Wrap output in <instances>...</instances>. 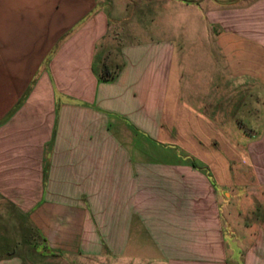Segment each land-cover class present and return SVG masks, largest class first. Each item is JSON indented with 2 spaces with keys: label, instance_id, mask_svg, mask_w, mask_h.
Returning a JSON list of instances; mask_svg holds the SVG:
<instances>
[{
  "label": "crops",
  "instance_id": "obj_1",
  "mask_svg": "<svg viewBox=\"0 0 264 264\" xmlns=\"http://www.w3.org/2000/svg\"><path fill=\"white\" fill-rule=\"evenodd\" d=\"M160 3L0 0V264H264V219L223 196L229 170L264 185V0L138 24Z\"/></svg>",
  "mask_w": 264,
  "mask_h": 264
},
{
  "label": "rangeland",
  "instance_id": "obj_2",
  "mask_svg": "<svg viewBox=\"0 0 264 264\" xmlns=\"http://www.w3.org/2000/svg\"><path fill=\"white\" fill-rule=\"evenodd\" d=\"M160 8H144V9H137L136 11V18L138 19V24H140L141 26L146 27L147 25L149 26L151 24L150 19L152 17H156L159 19V22H155V23H159L161 26H168L170 25V29L173 30V27L175 28L174 30L179 31L180 29H183V27L181 26V23L184 22V18L185 17H196L197 15L195 14L196 11H198L197 9L194 10L192 9V12L190 13V9H184L181 5H178L176 3V7L174 8H167L162 2L164 0H160ZM205 1H214V0H205ZM209 11H214L212 9H208ZM208 10H203V12ZM127 14L125 15V18H127V20L129 19V17L132 15H130L131 13H133L132 9H128ZM190 15H189V14ZM168 16L170 18H173L171 21H168L169 19ZM172 24V25H171ZM181 26V27H180ZM202 26V25H201ZM214 28H218L217 26L213 27V30L216 31ZM181 31V30H180ZM190 27L187 25L186 28V32L190 33ZM146 32V31H145ZM176 32V31H175ZM145 34V33H143ZM160 35L157 32L155 33H151L150 35ZM204 43L206 44V42L204 41ZM212 50L207 51V49H205L207 52V54L205 53V55L203 56L204 59L202 60L203 64L205 65L207 62V57H211L209 54L211 55H215V57L217 58V63H219L218 65H221V60H220V54L218 51L214 50V47L212 48ZM209 53V54H208ZM256 70H257V75H256V81H264V62H263V56L257 51L256 52ZM207 56V57H206ZM256 100H257V104H256V109H257V117H256V131L257 133L260 131V134L257 136V143L261 142V139L263 138V133H264V89L263 88H257L256 89ZM244 125L246 127L249 126V121L243 122ZM225 128L229 129V122H225ZM225 151L228 146V144L230 145L231 143V138L229 137H225ZM229 141V143H228ZM243 154H241V160H243L244 158L242 157ZM247 157V154H246ZM245 157V158H246ZM246 160V159H245ZM231 171L229 170V174L228 177L229 179H227V183H225L224 187V192L225 194L223 196H228L230 197V200H234V203H236V201L239 202L240 205V211H241V220H249L254 218L255 221H259V220H263L264 219V213H263V208H264V185L259 184L254 175L253 172L251 170H248L247 168H241L240 170V176L239 178H235L234 180L232 179V175L230 174ZM232 181H234L232 183ZM231 196L234 197V199H231ZM237 196H239V198H237ZM1 209L4 208L3 210H1L2 213H8V210L6 207V205L4 203L1 202ZM256 209V211H254ZM252 211H254L252 213ZM1 213V214H2ZM255 213V214H254ZM1 229H3L5 227L6 230H8V233L4 234L1 232V236H7L8 238H10L11 235H13V233H10V226L11 224L7 221H2V223H0ZM3 231V230H2ZM78 263L81 261L82 264H92L87 260H79V258L75 259ZM64 264H67L66 262H63Z\"/></svg>",
  "mask_w": 264,
  "mask_h": 264
},
{
  "label": "trees",
  "instance_id": "obj_3",
  "mask_svg": "<svg viewBox=\"0 0 264 264\" xmlns=\"http://www.w3.org/2000/svg\"><path fill=\"white\" fill-rule=\"evenodd\" d=\"M113 78V76H111ZM106 79V78H105Z\"/></svg>",
  "mask_w": 264,
  "mask_h": 264
}]
</instances>
